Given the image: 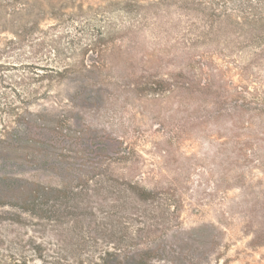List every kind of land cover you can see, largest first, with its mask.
I'll return each instance as SVG.
<instances>
[{
  "label": "rangeland",
  "instance_id": "obj_1",
  "mask_svg": "<svg viewBox=\"0 0 264 264\" xmlns=\"http://www.w3.org/2000/svg\"><path fill=\"white\" fill-rule=\"evenodd\" d=\"M125 1L79 2L85 8L110 6L108 19L118 27L133 22L122 9ZM216 1V9L231 17L214 51L221 105L191 99L180 87L156 92L145 83L176 69L183 44H171L189 36L187 22L173 26L169 14L162 20L150 16L132 26L134 49H127L129 37L121 34L114 44L120 51L107 53L101 69L87 79L55 83L50 97L34 106L69 119L57 136H41L45 160L57 153L59 171L47 162L38 169L30 156L13 166L47 185L92 179L89 184L98 182L97 194L107 201L119 195L117 185L130 182L163 191L147 211L158 229L166 224L181 231L166 241V259L153 264H264V244L251 243V207L264 192V0ZM105 24L93 19L97 28ZM137 78L142 83L133 84ZM235 88L245 98L242 106L231 98Z\"/></svg>",
  "mask_w": 264,
  "mask_h": 264
},
{
  "label": "trees",
  "instance_id": "obj_2",
  "mask_svg": "<svg viewBox=\"0 0 264 264\" xmlns=\"http://www.w3.org/2000/svg\"><path fill=\"white\" fill-rule=\"evenodd\" d=\"M79 1L0 0V264L37 260H51V264H153L166 259L170 251L166 241L181 230H171L166 224L163 230L158 229L147 211L159 194H164L160 189H147L135 182L120 184L119 195L107 201L97 194L102 188L98 182L93 187L89 184L92 179L47 185L13 171L27 156L37 168L47 162L59 171L57 153L49 152V161L45 160L41 136L44 131L57 136L69 119L63 112L34 106L50 97L55 83L73 80L72 76L87 79L95 69H101L107 53L120 51L114 44L121 34L129 37L127 49H134L136 21L150 16L162 20L169 14L173 26L181 22L188 26L189 36L167 43L174 47L182 43L184 57L173 72L145 82L152 90L171 92L180 87L191 99H209L214 106L222 103L214 51L231 17L216 9L218 1L144 4L128 0L122 9L133 22L118 27L108 19L110 6L85 8ZM67 7L75 11L68 12ZM93 19L106 24L97 28ZM47 20L53 23L43 27ZM253 32L254 28L248 31L250 35ZM134 81L142 83L140 78ZM242 94L235 88L231 97L241 106L245 101ZM166 202L171 205V199ZM251 208L252 222L256 221L251 243L264 244V192Z\"/></svg>",
  "mask_w": 264,
  "mask_h": 264
}]
</instances>
